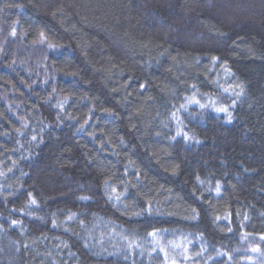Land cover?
Returning <instances> with one entry per match:
<instances>
[{
    "label": "trees",
    "instance_id": "1",
    "mask_svg": "<svg viewBox=\"0 0 264 264\" xmlns=\"http://www.w3.org/2000/svg\"><path fill=\"white\" fill-rule=\"evenodd\" d=\"M173 261L264 264V0H0V264Z\"/></svg>",
    "mask_w": 264,
    "mask_h": 264
},
{
    "label": "snow or ice",
    "instance_id": "2",
    "mask_svg": "<svg viewBox=\"0 0 264 264\" xmlns=\"http://www.w3.org/2000/svg\"><path fill=\"white\" fill-rule=\"evenodd\" d=\"M241 91H242V89H241ZM237 95H239V93ZM201 107H204V105H201ZM217 111L227 112L228 109L227 108H219V109H217ZM229 119H231V115L230 114H229ZM217 191H219V185H217ZM32 202L34 203L35 201H32ZM173 264H175V261H173Z\"/></svg>",
    "mask_w": 264,
    "mask_h": 264
},
{
    "label": "rangeland",
    "instance_id": "3",
    "mask_svg": "<svg viewBox=\"0 0 264 264\" xmlns=\"http://www.w3.org/2000/svg\"><path fill=\"white\" fill-rule=\"evenodd\" d=\"M175 258H176L175 256L174 257L172 256V259H175Z\"/></svg>",
    "mask_w": 264,
    "mask_h": 264
}]
</instances>
